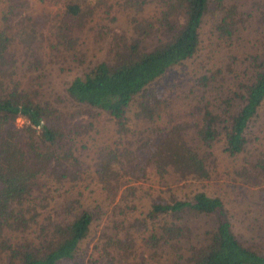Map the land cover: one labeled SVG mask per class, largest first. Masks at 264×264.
<instances>
[{
  "label": "trees",
  "instance_id": "1",
  "mask_svg": "<svg viewBox=\"0 0 264 264\" xmlns=\"http://www.w3.org/2000/svg\"><path fill=\"white\" fill-rule=\"evenodd\" d=\"M54 1L63 5L68 29L74 26L75 16L90 12L96 5V0ZM126 1L141 4V0ZM223 1L168 0L159 15L136 24L134 35L123 48L117 47L110 59L83 68L70 78L66 88L77 104L105 111L121 126L129 118L132 102L135 116L153 122L156 131L138 138L131 148L121 149L119 144L100 147L93 172L88 175L102 184L107 197L112 196L109 202L126 183L130 184L122 192V201L147 194V214L130 222L125 212L123 218L128 228L136 225L144 230L136 236L139 246L175 251L173 259L178 264H264V244L260 243L264 239L251 237L254 241L250 243L242 240L235 229L237 215L221 194L205 189H196L190 196H179L172 189L168 194L155 193L152 185L135 183L145 179L152 180L151 184L164 183L169 173L178 178L193 173L199 179L209 175L203 158L186 136L188 127L194 129L202 145L222 137L224 149L232 155L245 151L255 123L264 129L262 46L245 55L248 73L223 99V111L212 109L200 98L195 105L198 113L192 119L156 122L165 101L158 80L168 69L196 54L207 12L217 9L214 29L220 38L229 39L238 29L236 14L240 10L236 5L227 7ZM259 4L264 19V0ZM177 11L180 17L172 19ZM160 31L162 38L142 45L143 38ZM5 32L0 29V264H85L80 243L101 213L104 200L88 203L83 197L82 159L74 146V125L65 126L58 120L65 114L36 98L16 77ZM72 114L66 112L67 116ZM19 115L27 121L24 132L14 124ZM237 172L253 181L259 202H264V150L253 154L248 150ZM55 190L60 196L57 201ZM115 208L122 211L120 202ZM195 215L210 217L211 224L194 234L186 217ZM115 229H103L94 246L99 257L94 260L144 264L130 258L136 248L132 233L124 226ZM181 240L188 243L186 255L179 251Z\"/></svg>",
  "mask_w": 264,
  "mask_h": 264
},
{
  "label": "rangeland",
  "instance_id": "2",
  "mask_svg": "<svg viewBox=\"0 0 264 264\" xmlns=\"http://www.w3.org/2000/svg\"><path fill=\"white\" fill-rule=\"evenodd\" d=\"M167 1L141 0L138 6L130 5L126 0H96L94 8L86 14L75 16L74 26L68 29L67 14L59 2L0 0V29L6 31L9 40L8 52L15 62L16 77L36 98L63 112L65 115L61 114L58 120L65 126L74 125V146L82 159L80 162L83 178L80 182L84 184L83 197L88 203L104 200L101 213L91 225L89 234L80 243L79 252L85 264H104L100 259L94 260L99 257V251H95L94 246L100 240L103 229L111 232L116 230V226H124L134 236L136 248L130 258L142 260L144 264H178L173 259L175 251L167 249L161 252L160 249L139 246L140 240L136 236L142 235L144 230L136 225L128 228L123 218L125 212L129 215L130 222L134 221L135 216L144 217L149 209L150 198L147 194L122 201V192L130 184L126 183L118 190L114 200L109 202L112 196L107 197L102 184L88 175L93 172V164L100 147L119 144L121 149L131 148L138 143V138L156 131L153 122L135 116L132 102L128 110L129 118L121 126L105 111L77 104L66 92L70 78L96 61L110 59L117 47L123 48L124 43L130 41L136 24L146 23L159 15ZM223 2L227 7L236 5L240 10L236 14L235 27L238 29L231 38H220L214 29L217 9L214 7L213 11L207 12L200 28L201 43L196 54L168 69L158 80V88L162 89L161 98L165 97V101L156 116V122L165 124L168 120L179 121L184 117L192 119L198 113L195 105L200 98L203 103L208 102L212 109L223 111L226 106L223 99L233 86H238L240 77L243 78L248 73L245 55L259 50L260 46L262 52L264 51V45L261 44L264 42V19L261 16L262 6L259 0ZM172 16V19L180 17L178 11ZM162 35V31L150 33L143 38L142 45L149 46L162 38ZM71 111L73 114L67 116L66 112ZM14 124L24 132L27 121L19 115ZM87 125L90 127L87 128ZM249 135L251 139L245 151L232 155L224 149L222 137L211 145H202L196 138L194 129L188 127L186 136L190 145L203 158L209 175L199 179L193 173L185 178H178L169 173L164 183L159 181L160 184H151L153 181L150 179L137 180L135 183L152 185L156 188L155 193L162 191L168 194L172 189L179 196H190L196 189H205L213 194H221L227 206L237 215L235 229L242 240L246 243L254 241L251 237L263 240L264 202H259L261 198L253 181L237 172L248 150L251 154L264 150V129H259L255 123ZM53 193L57 201L60 197L58 190ZM119 202L122 211L115 208ZM186 218L194 234L211 224V218L207 216L195 215ZM181 241L182 247L179 251L185 254L188 243ZM260 243L264 244V241ZM139 247L145 250L141 251Z\"/></svg>",
  "mask_w": 264,
  "mask_h": 264
}]
</instances>
